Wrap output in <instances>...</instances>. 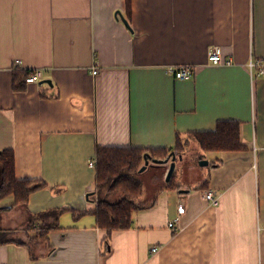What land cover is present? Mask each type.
Returning <instances> with one entry per match:
<instances>
[{"label": "crops", "instance_id": "0c3cea01", "mask_svg": "<svg viewBox=\"0 0 264 264\" xmlns=\"http://www.w3.org/2000/svg\"><path fill=\"white\" fill-rule=\"evenodd\" d=\"M125 17V0H0V149L13 150L17 179L47 182L27 206L0 199V264H264V75L249 66L264 60V0H132ZM212 45L232 64H212ZM17 59L52 84L16 89ZM183 64L189 80L168 70ZM221 120L240 122L244 147L198 152L192 141L187 163L176 157L180 188L109 244L93 214L71 209L45 236L41 221L29 226L33 213L96 205L98 146L169 147Z\"/></svg>", "mask_w": 264, "mask_h": 264}, {"label": "trees", "instance_id": "16d2710c", "mask_svg": "<svg viewBox=\"0 0 264 264\" xmlns=\"http://www.w3.org/2000/svg\"><path fill=\"white\" fill-rule=\"evenodd\" d=\"M125 2L127 7L125 18L130 20L132 0H125ZM14 67L16 68L14 71L15 88L23 89L30 69H20L18 64ZM192 141L197 142L198 149L202 152L238 150L244 147L241 141L240 122L235 120H221L211 131L177 132L175 143L164 148L98 146L94 166L96 169L94 191L96 205L87 209L62 207L33 213L30 214L29 226L41 221V227L38 226L40 231L37 233L45 236L50 230L62 228L60 215L66 209H71L75 216L93 214L97 225L107 230L105 241L109 244L112 231L130 227L134 213L139 209L152 206L158 193L166 188H180L181 186L178 183L177 170L174 171L169 181L165 180L167 165L150 163L143 171H140L145 163V153H149L151 159H165L174 151L178 160L186 164L185 155L192 150ZM204 156V153L200 154L199 158L202 159ZM0 169V199L13 193L15 205L27 206L31 193L47 186V182L43 179H17L15 154L12 149H0ZM207 183L206 180L200 187L205 188Z\"/></svg>", "mask_w": 264, "mask_h": 264}, {"label": "built area", "instance_id": "2783aa9c", "mask_svg": "<svg viewBox=\"0 0 264 264\" xmlns=\"http://www.w3.org/2000/svg\"><path fill=\"white\" fill-rule=\"evenodd\" d=\"M209 61L212 64L215 65H223V64H232L233 59L232 58H226L223 53V49L220 45H212L210 47L209 53ZM20 60L17 59L15 64H19ZM249 66L251 69V73L253 69H256L255 75L256 76H261L264 75V60H257L254 58H251L249 60ZM169 72L172 73L175 78L181 79V80H189L194 76V68L192 65L189 64H183V65H178V66H170L168 68ZM93 73L96 74L98 73V68L96 66L93 67ZM43 78V69L42 68H32L30 69L29 75L27 76L26 80L27 83H34L38 82ZM96 159H91L90 160V165L95 166ZM205 198L210 201L212 204H219L220 202V197L219 195H216L214 191L212 190H206L205 191ZM185 207L183 205L179 206V212H184ZM177 219L174 221H171L169 223L170 227L175 226V222ZM180 227H175V230H178ZM158 248L154 247L153 250L156 251Z\"/></svg>", "mask_w": 264, "mask_h": 264}, {"label": "water", "instance_id": "95a60500", "mask_svg": "<svg viewBox=\"0 0 264 264\" xmlns=\"http://www.w3.org/2000/svg\"><path fill=\"white\" fill-rule=\"evenodd\" d=\"M124 21L127 22V19L124 18ZM128 23V22H127ZM41 83H49L52 84V81L50 79H42L40 80ZM176 153L172 151L170 155L165 159H158V158H150L149 153H145V163L141 166L140 171H143L150 163L157 164V165H167V170L165 174V180L169 181L172 178V175L174 171L176 170L177 160H176ZM152 160V161H151ZM203 164H209L208 159H203L200 162Z\"/></svg>", "mask_w": 264, "mask_h": 264}, {"label": "rangeland", "instance_id": "374dc122", "mask_svg": "<svg viewBox=\"0 0 264 264\" xmlns=\"http://www.w3.org/2000/svg\"><path fill=\"white\" fill-rule=\"evenodd\" d=\"M197 148V147H196ZM192 150H194V146H193V144H192ZM191 150V151H192ZM198 152H199V149H198ZM199 156H198V154L197 153H193V158H192V162L195 164V165H198L199 167H201V166H203L200 162H201V160H203V159H207V158H203V159H199L198 158ZM208 157H210V154H208ZM168 167V166H167ZM148 175V174H147ZM64 220H65V218H64Z\"/></svg>", "mask_w": 264, "mask_h": 264}]
</instances>
